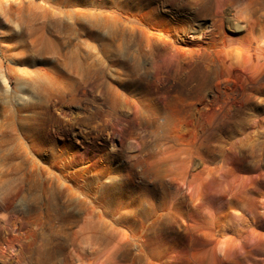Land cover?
Returning <instances> with one entry per match:
<instances>
[{"label":"rangeland","instance_id":"rangeland-1","mask_svg":"<svg viewBox=\"0 0 264 264\" xmlns=\"http://www.w3.org/2000/svg\"><path fill=\"white\" fill-rule=\"evenodd\" d=\"M224 1L229 25L256 4L264 25V0H0V222L24 225L20 264H264V86L177 48Z\"/></svg>","mask_w":264,"mask_h":264},{"label":"bare ground","instance_id":"bare-ground-1","mask_svg":"<svg viewBox=\"0 0 264 264\" xmlns=\"http://www.w3.org/2000/svg\"><path fill=\"white\" fill-rule=\"evenodd\" d=\"M228 6L230 7L228 1L221 2V8L216 13H213L211 8L205 5L198 7L194 12V24L188 28L189 37L185 36L181 41L182 45L177 48L182 53L187 50L199 51L207 60L214 63L221 73L227 70L229 63L233 75L241 82L264 86V40H262L264 25L255 24L256 19H259L257 13H260V7L256 4L257 7L254 9L256 15H254V10H247L248 24L246 26L241 25L240 22L231 26L229 24L232 19L229 13H226V10L229 9ZM231 29L235 31L247 30L248 39L243 43L244 49L230 47L235 42V37L228 33ZM172 41V43L176 42ZM259 41H261V46L253 48L254 43ZM245 52L248 54L247 59H244ZM248 65H251L253 70L248 68ZM163 82H165L163 90L167 94L175 93L178 96H187L190 92L186 84H178L168 79H164ZM211 111L212 109L200 113V115L208 117L211 115ZM123 131L124 129L121 128L118 135H121ZM4 208L3 205H0V210ZM27 240V234L24 232V225L21 221L16 222L12 218L1 220L0 255L2 257H5L7 253L9 255V258L3 260L1 264H20V258L23 256V243L26 244ZM11 252L14 254L11 255Z\"/></svg>","mask_w":264,"mask_h":264}]
</instances>
